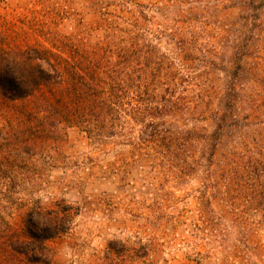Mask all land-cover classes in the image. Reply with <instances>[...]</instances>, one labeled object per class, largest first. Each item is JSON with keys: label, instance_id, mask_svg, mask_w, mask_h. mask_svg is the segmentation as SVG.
I'll return each mask as SVG.
<instances>
[{"label": "rangeland", "instance_id": "374dc122", "mask_svg": "<svg viewBox=\"0 0 264 264\" xmlns=\"http://www.w3.org/2000/svg\"><path fill=\"white\" fill-rule=\"evenodd\" d=\"M135 17H145L152 42L161 26L185 37L205 30L198 39L212 50L216 85L227 79L219 69L234 71L244 59L260 57L264 72V0H0V23L11 21L53 51L63 35L80 31L93 42L106 32L103 20L126 27ZM159 47L170 53L164 40ZM187 118V148L166 161L153 150L144 159L116 137L97 142L76 127L61 128L41 156L0 158L31 169L10 188L1 182L0 217L19 227L29 209L57 210L64 231L46 241L51 264H262L252 251L264 247V205H248L254 190L240 179L211 195L210 169L217 187L225 184L221 163L209 161L214 121ZM138 128L128 129L135 140Z\"/></svg>", "mask_w": 264, "mask_h": 264}, {"label": "trees", "instance_id": "16d2710c", "mask_svg": "<svg viewBox=\"0 0 264 264\" xmlns=\"http://www.w3.org/2000/svg\"><path fill=\"white\" fill-rule=\"evenodd\" d=\"M143 20L135 17L126 27L103 20L106 32L101 39L91 42L80 31L63 35L57 51L37 39L31 42L28 31L18 32L11 21H1L0 136L6 137H1L0 158L10 161L18 156L21 161V154L41 156L61 128L76 127L97 142L116 137L141 150L144 159L154 158L149 151L153 150L158 160L166 161L175 149L187 148L188 116L211 118L209 161L221 163L225 173V184L219 189L214 181L217 174L210 169L211 195L240 179L249 181L254 190L248 205H264L260 57L244 59L234 71L219 69L227 79L216 85L212 50L198 39L206 35L205 30L185 37L178 28L161 26L152 42L145 37L150 29L142 27ZM160 40L170 53L161 51ZM136 126L135 140L128 129ZM234 144L242 146V154ZM218 148L225 150L219 158ZM27 166L0 163V184L5 182L8 188L18 184L30 169ZM62 231L61 216L53 208L29 209L19 227L0 217V264H51L46 241ZM252 252L256 259H264L261 244L256 243Z\"/></svg>", "mask_w": 264, "mask_h": 264}]
</instances>
